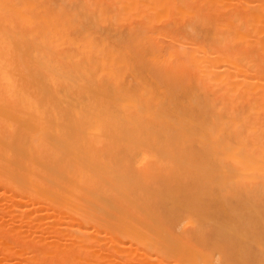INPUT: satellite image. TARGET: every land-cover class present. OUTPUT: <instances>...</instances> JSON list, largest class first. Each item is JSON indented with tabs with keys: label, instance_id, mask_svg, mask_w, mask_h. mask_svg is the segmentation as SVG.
I'll return each mask as SVG.
<instances>
[{
	"label": "bare ground",
	"instance_id": "1",
	"mask_svg": "<svg viewBox=\"0 0 264 264\" xmlns=\"http://www.w3.org/2000/svg\"><path fill=\"white\" fill-rule=\"evenodd\" d=\"M0 264H264V0H0Z\"/></svg>",
	"mask_w": 264,
	"mask_h": 264
}]
</instances>
